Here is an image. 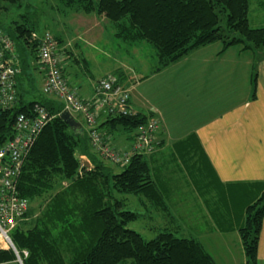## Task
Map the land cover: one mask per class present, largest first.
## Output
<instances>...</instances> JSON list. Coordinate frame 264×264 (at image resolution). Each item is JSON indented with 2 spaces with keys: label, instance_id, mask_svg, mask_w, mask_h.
<instances>
[{
  "label": "trees",
  "instance_id": "trees-1",
  "mask_svg": "<svg viewBox=\"0 0 264 264\" xmlns=\"http://www.w3.org/2000/svg\"><path fill=\"white\" fill-rule=\"evenodd\" d=\"M63 2L67 8L103 16L114 27V36L120 42L151 46L156 58L154 73L215 43L221 44V52L235 46L264 56V27L252 28L249 24L251 0ZM5 4L17 6L18 0H0V11ZM19 18V22L9 26L0 25V32L12 41L20 61L17 100L10 108L0 110V147L13 138L17 116L32 117L35 105L43 107L54 118L27 152L15 180L16 191L30 208L36 200L53 194L60 183L66 185L52 196L31 228L17 226L11 232L10 239L22 264H216L199 242L177 237L167 228L150 241L128 229L140 216L125 210L124 201L116 195L139 197L157 210L164 209L151 179L149 157L134 155L123 168L113 165L120 170L118 173L97 161L87 131H72L59 118L62 102L45 96L38 86L36 72L39 84L44 74L35 66L39 41L33 35L39 32L27 14ZM118 81L122 83L119 78ZM152 116H103L97 129L107 137L120 132L131 143L138 127ZM82 156L92 162V170L82 166ZM260 187L261 195L247 206L244 225L238 230L245 264H258L264 220V185ZM28 212L29 209L25 216ZM24 251L27 257L23 256ZM15 261L10 249L0 250V264Z\"/></svg>",
  "mask_w": 264,
  "mask_h": 264
},
{
  "label": "crops",
  "instance_id": "crops-1",
  "mask_svg": "<svg viewBox=\"0 0 264 264\" xmlns=\"http://www.w3.org/2000/svg\"><path fill=\"white\" fill-rule=\"evenodd\" d=\"M249 24L252 28L264 27V0H251ZM215 45L195 50L176 64L153 73L154 79L161 75L176 77L173 82L187 85L188 93L178 94L185 112L173 109V120L167 118L170 104L163 109L146 103L134 107L131 97L136 90L129 85L132 78L116 76L130 86V109L160 120L159 146L149 156V162L151 179L161 201L165 198V203L177 202L172 199L177 195L176 186L164 180L157 170L164 165L165 154L170 153L178 158L188 178L185 183L202 197L204 214L213 222L212 229L196 233L194 240L216 264H245L238 230L244 225L247 206L259 198L260 186L264 185V56L235 46L221 52L222 46ZM68 84L79 99L93 98L95 85L90 88L86 83ZM79 119L81 128L87 131L83 119ZM109 136L115 146L128 144L120 132ZM163 208H154L155 213L171 214L169 206ZM173 230L178 234L186 232L180 225ZM257 259L258 264H264V220Z\"/></svg>",
  "mask_w": 264,
  "mask_h": 264
},
{
  "label": "rangeland",
  "instance_id": "rangeland-1",
  "mask_svg": "<svg viewBox=\"0 0 264 264\" xmlns=\"http://www.w3.org/2000/svg\"><path fill=\"white\" fill-rule=\"evenodd\" d=\"M21 14H27L34 22L39 37L48 32L59 39L58 46L63 49L66 57L64 62L65 77L70 84L75 86L78 83H86L91 88L92 85H95L97 81L105 76L118 74L125 80L126 77L133 80L129 85H132L136 90L131 97V103L134 107L140 108L146 103L147 106L156 104L163 109L164 107L169 108L170 104V113L167 114L172 117L168 115L167 118L172 120L176 116L173 109L185 112L182 110L185 109L184 102L179 99L178 94L188 93L187 85L173 82L176 77L168 78L161 75L154 79L152 76L156 58L153 48L147 44L130 46L120 42L114 36V27L103 16L100 17L94 13L85 14L74 8H67L63 0H18L17 6L3 5V10L0 11V25L9 26L13 22H19ZM215 44L216 47L221 46L220 43ZM36 75V82L42 90L43 81L40 80L39 84L38 72H36ZM181 76L182 74L178 77L181 78ZM129 85L126 87L129 88ZM142 110L145 109L142 108ZM72 116L81 124L79 119L81 116ZM82 123L87 128L85 122ZM92 154L103 166H111L112 168H109L114 173L120 171L98 154L94 152ZM79 159L85 168L87 167L89 170L94 168L92 162L87 158V161ZM163 161L165 163L157 169L158 173L165 177L164 180H169V184L176 186L177 195L172 196V199L177 202L168 204V202L165 203V198H163V203L169 206L171 214L155 213L157 212L154 209L155 207L150 206L148 202L139 197L116 195L117 198L124 201L125 210L137 213L140 216L127 227L139 233L146 241L154 239L160 231L166 228L177 237L195 239L198 233L212 229L213 222L210 217L208 219L207 215L204 214L206 210L202 197H198L195 189L192 190V187L185 183L188 178L178 158L166 153ZM65 188L66 185L60 183L53 194L33 202L27 216H24L23 221L18 226L24 230L31 228L49 204L52 196ZM167 189L170 190V187ZM169 199L168 197L167 200ZM170 218H172L171 221ZM175 225L184 227L186 232L182 231V234H178L173 230ZM210 237L212 241L215 239L213 235ZM212 241L209 242V246L212 245ZM8 264H18V262ZM126 264H131V261Z\"/></svg>",
  "mask_w": 264,
  "mask_h": 264
},
{
  "label": "built area",
  "instance_id": "built-area-1",
  "mask_svg": "<svg viewBox=\"0 0 264 264\" xmlns=\"http://www.w3.org/2000/svg\"><path fill=\"white\" fill-rule=\"evenodd\" d=\"M37 47V66L44 74L42 93L54 97L63 104V111L79 115L87 125L91 149L107 162L119 168L125 167L134 155L150 156L159 146L160 120L152 116L145 125L138 127L134 140L126 146H115L105 133L97 129L103 116H132L130 109V88L118 81L114 75H107L97 81L93 98L79 99L64 77L65 59L61 49L48 32L33 35ZM20 74V61L12 41L0 32V110L13 106L17 100L16 78ZM54 117L38 105L32 110V117L19 115L14 123V136L0 147V250L10 249L22 264L10 233L29 209L27 200L20 198L15 180L24 158L42 129ZM81 159H87L80 157ZM83 166V165H82ZM27 257V252H22Z\"/></svg>",
  "mask_w": 264,
  "mask_h": 264
},
{
  "label": "water",
  "instance_id": "water-1",
  "mask_svg": "<svg viewBox=\"0 0 264 264\" xmlns=\"http://www.w3.org/2000/svg\"><path fill=\"white\" fill-rule=\"evenodd\" d=\"M59 118L66 124L69 126V128L72 131H79L81 130V125L75 121V119L73 118V116L67 111L64 110L60 115ZM16 262H18L16 260ZM19 264V263H18Z\"/></svg>",
  "mask_w": 264,
  "mask_h": 264
}]
</instances>
